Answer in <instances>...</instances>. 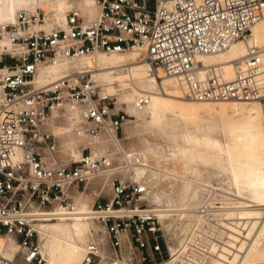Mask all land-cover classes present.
<instances>
[{"label":"built area","instance_id":"built-area-1","mask_svg":"<svg viewBox=\"0 0 264 264\" xmlns=\"http://www.w3.org/2000/svg\"><path fill=\"white\" fill-rule=\"evenodd\" d=\"M94 1L92 18L71 6L63 25H47L42 9L0 24V236L18 244L15 256H0V264H47L35 223L76 215L77 194L105 175L109 193L93 190L87 211L100 230H92L81 264H160L171 257L172 241L159 210L147 203V187L126 174L138 158L121 162L108 148L98 151L106 137L119 143L131 116L117 109L115 94H107L90 69L39 85L41 68L138 50L157 75L176 81L185 100L264 103V48L248 45L264 0ZM238 42L247 45L246 54L231 62L233 77L225 80L221 63L204 59ZM147 104V95L135 100L139 109ZM62 118L82 140L76 159L60 155L53 130Z\"/></svg>","mask_w":264,"mask_h":264},{"label":"bare ground","instance_id":"bare-ground-1","mask_svg":"<svg viewBox=\"0 0 264 264\" xmlns=\"http://www.w3.org/2000/svg\"><path fill=\"white\" fill-rule=\"evenodd\" d=\"M46 5L48 9L55 6L52 8L55 16L47 14L50 19L47 25L52 22L63 25L65 11L69 8L66 0H0V13L5 19L0 24L15 23L18 12H34L41 9L36 6ZM84 6L91 12L95 1L84 0ZM13 9L19 10L11 21ZM83 14L92 18L96 7L91 16ZM248 45L264 48V10L251 29ZM246 50L247 45L238 42L204 60L208 64L221 63L223 78L230 80L233 77L231 62L245 56ZM140 58L138 50L130 51L129 55L97 53L81 58L78 68L69 70L67 65L73 63L55 62L39 70L36 83L48 85L73 69L86 68L93 74H103L97 78L111 85L118 83L120 90L130 81L134 94L148 96L146 108L152 124H166L171 135L163 144L142 142L128 155L125 152L121 159L128 162L132 156L138 158L139 164L126 174L147 187L149 203L159 210L163 227L172 241L170 259L160 264H264V103L185 100L172 77L161 72L157 75ZM128 60L131 61L128 66H118ZM126 67L127 74L117 72ZM129 100L135 102V96ZM200 113L228 120L222 139L208 133L205 127L195 125L173 132L176 122H195ZM110 142L113 143L111 139ZM80 152H73V157L78 158ZM97 153L93 150V154ZM148 157L158 162L176 160L180 171L164 170L162 176L148 165ZM213 175L221 177L220 184L218 179L212 180ZM164 176L169 177L170 182L161 186ZM153 188L156 190L151 193ZM75 203L78 212L73 217L35 223L39 250L47 264H81L87 233H92L90 224L98 231L97 223L87 216L91 206L87 199L80 196ZM15 243L0 236V256L12 259L18 250Z\"/></svg>","mask_w":264,"mask_h":264},{"label":"rangeland","instance_id":"rangeland-1","mask_svg":"<svg viewBox=\"0 0 264 264\" xmlns=\"http://www.w3.org/2000/svg\"><path fill=\"white\" fill-rule=\"evenodd\" d=\"M66 2L68 3L69 8L71 6H77L86 15L88 14L89 16H91L95 12V6L91 7L92 10L90 12L89 8L84 6V0H66ZM51 6H52V8L55 7L54 5H51ZM36 7L43 9V11H45V13L48 14L50 17H52V15L55 16L54 9H52L50 7H49L50 9H48L47 5L46 6H36ZM36 7H33V8H36ZM17 10H19V9H13L12 10V12H14V13L11 15V21H12L14 14ZM0 21H5L4 16L1 13H0ZM8 22H10V21H8ZM129 53H130V51L125 52V53H120V54L129 55ZM140 60H142V59L140 58ZM79 61H77L73 64H69V66L67 65L68 70L71 68H78ZM130 63H131V61L128 60V61L119 63L118 66H122V65L128 66ZM127 71L128 70L126 67V69L120 68L117 72H123L124 74H127ZM95 75H96V77H98V76L103 75V74H95ZM98 79L103 84L104 89H105L107 94H115V99L117 101V104H116L117 109H122L129 116H131L130 121L123 125V130L119 135V143L114 144V143L110 142V139H108L106 137V138L101 140L102 143L101 142L99 143L100 150H98V151L101 152V150L108 148L110 151L114 152L116 157H119V160L121 162H123V161L126 162L124 160V158H123V160L121 159L124 156V153L126 152L128 155V153L131 152L130 151L131 149H135L137 147H140V144L142 142H148V143H153V144H163L168 139L167 136L170 137L171 131L168 129L169 127L166 124H161V125L152 124V118H151V114H150L149 110L146 107L144 109H139L135 106L134 101L129 100L131 96H135V99H136L139 95L134 94L132 91L122 90L120 92H116L117 91L116 89H118V88L120 89V86L118 85V83L111 85L104 79H101V78H98ZM127 83L129 85H127L125 88L132 86L130 81H127ZM111 87H114V88H111ZM62 119L64 121L62 123H59L58 126L54 128L53 132L55 135H57L59 137L60 155L63 158H67V157H69V153L72 155L73 152H78L80 150L79 146L82 143V140L73 136V134L71 133V128L68 125L66 118H62ZM227 122H228V120L226 118H218L217 115L200 113L195 122H192V121H178V122H176L175 126H173V132L178 131L180 129V127L195 125L197 128L198 127H205L207 129L208 133L217 134L218 137L220 139H222L224 136L225 124H227ZM102 144H104V145H102ZM154 160H156V161H154ZM147 161H148V165L152 167L151 169L154 170L155 172L161 174V175L165 174V172H163L164 170L165 171H171V170L180 171V163L177 162L176 160H173V159H169V160H166L164 162L163 161L158 162L157 159H153V158L148 157ZM133 169L134 168H130V171H133ZM212 177H213L212 180L215 181L218 179L217 183H219V184L221 183V177L219 175H216V177L213 175ZM129 178L132 181H136V180H133L131 177H129ZM169 182H170V178L164 176L160 182V185L163 186L165 184H168ZM221 185H224V182ZM93 190L101 192L102 196H106L109 193V175H105V176L99 178L96 181L95 185L89 187L88 190L84 194H77V197L75 199H77L81 196V197L87 199V201L91 204V202L94 199L93 194H92ZM155 190H156V188H153L150 191L152 193ZM146 198H147L148 205L151 207V204L149 203V197L146 196ZM92 228L96 229L94 224L91 223L90 224V232H92V230H93ZM98 231H99V228H98ZM89 239H90V233L88 232L87 236H86L85 243ZM38 241H39V234H38ZM16 245H18V244L15 243L14 247H16ZM168 247H169V244H168Z\"/></svg>","mask_w":264,"mask_h":264}]
</instances>
